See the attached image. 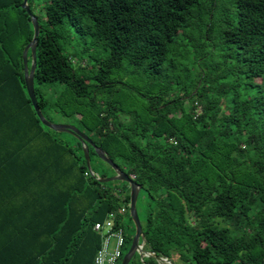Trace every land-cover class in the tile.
Here are the masks:
<instances>
[{"label":"trees","instance_id":"16d2710c","mask_svg":"<svg viewBox=\"0 0 264 264\" xmlns=\"http://www.w3.org/2000/svg\"><path fill=\"white\" fill-rule=\"evenodd\" d=\"M37 1L28 5L41 26L39 106L50 122L46 110L75 120L143 187L144 250L185 264H264V0H234L224 34L234 66L214 82L198 72L190 86L172 75L170 86L164 65L171 56L174 69L177 36L204 2L210 41L219 0H46L40 9ZM23 2L0 0V264H94L95 224L128 206L130 188L101 183L115 172L95 149L90 171L84 144L37 117L23 60L34 26ZM68 29L91 36L90 48L69 53ZM94 47L107 58L91 56ZM127 73L149 86L129 88ZM129 214L117 217L123 257L136 233ZM130 264L158 263L136 255Z\"/></svg>","mask_w":264,"mask_h":264},{"label":"rangeland","instance_id":"374dc122","mask_svg":"<svg viewBox=\"0 0 264 264\" xmlns=\"http://www.w3.org/2000/svg\"><path fill=\"white\" fill-rule=\"evenodd\" d=\"M36 4L38 9H40L41 7L43 8L46 4V0H38ZM203 4L204 6L196 8L197 13L194 15V25L191 26V28H189L188 30H185L184 33H181L180 36H177L176 41L178 43V46L176 48V51L178 53V59L175 60L176 62L174 69H171V56L164 65L165 73L170 79V86L171 75L175 78L178 77L180 81H182L183 83H187L188 86H190L197 73L201 71L210 76L211 80L214 82V80L223 76L225 72L229 71L230 73L231 68L235 64L236 50L230 48V46L224 41L225 31L227 30L228 26L234 24L236 20L237 12L234 0H219L217 9L214 12L212 20L213 28L210 35V41L208 42L205 40L203 36L204 33L202 32L204 22L199 18L200 16L198 15V10L205 9L207 7V3L204 2ZM79 37L80 36L75 35L73 31L69 29L66 30L63 41L69 45V53H80L83 49L90 48L92 44V39L90 38L91 36H87L84 38ZM90 55L101 60L107 58V53L99 50V47H94L90 51ZM196 60H202L203 65H195ZM74 62L75 65L79 64L77 60H74ZM189 77L190 80H188ZM124 82L125 84H127V86H129V88L137 92L138 90H143L144 88L149 86L147 81H143L140 74L131 75L127 73L125 75ZM214 85H217V83ZM116 89L117 87H115V90ZM50 94H52V92H50ZM45 113L53 124L76 126V122L72 118H66L60 115H56L51 110H46ZM122 185L126 186V184ZM145 197L146 193L144 190H142L138 199L137 209L140 220H142L143 222L145 221L147 215ZM127 208L130 212V202ZM124 227L125 231L128 234H132L133 225L128 216L124 219ZM171 260L174 264H185L181 262V260L177 256H175Z\"/></svg>","mask_w":264,"mask_h":264},{"label":"water","instance_id":"95a60500","mask_svg":"<svg viewBox=\"0 0 264 264\" xmlns=\"http://www.w3.org/2000/svg\"><path fill=\"white\" fill-rule=\"evenodd\" d=\"M22 8L27 11L29 14L32 24L34 26V39L33 41L25 48L23 53V60H24V72H25V83H26V89L28 92V96L30 98V101L33 105V108L37 114V117L41 121V123L49 128L50 130H53L57 133H66L69 135L74 136L79 141H81L84 144V152L85 157L87 160V166L88 169L91 171V163H90V156H89V148L90 145L93 147L96 151V154L98 157L108 164L115 172V175L109 178L99 179L101 183H110V182H124L129 185L130 188V215L132 218V221L135 225L136 233L132 240L131 247L129 251L126 253V255L122 259L121 264H130L133 258L138 255L140 259L143 261L145 258L153 257L156 259L158 263H167V264H174L170 259L163 258L161 256H157L155 253L149 252L144 250L145 247V239L143 234V226L142 222L139 217L138 209H137V203L138 198L141 190L143 187L139 185L135 180L134 177H131L121 171V169L110 159L107 157L105 152L98 148L91 139L85 135L81 130H79L75 126H68V125H58L53 124L50 121L46 119L44 116L40 106L39 102L36 96L35 92V84H34V75L36 70V50H37V44H38V38L41 31V26L39 25L38 19L35 17V15L31 12L30 7L28 5V0H24ZM31 51L32 53V65L29 67L28 64V53Z\"/></svg>","mask_w":264,"mask_h":264},{"label":"built area","instance_id":"2783aa9c","mask_svg":"<svg viewBox=\"0 0 264 264\" xmlns=\"http://www.w3.org/2000/svg\"><path fill=\"white\" fill-rule=\"evenodd\" d=\"M126 212L127 207L123 206L118 213H111L105 221L95 224L94 231L101 236L102 245L96 253L94 264L121 263L126 239L123 227L117 224V217Z\"/></svg>","mask_w":264,"mask_h":264},{"label":"flooded vegetation","instance_id":"af4514ba","mask_svg":"<svg viewBox=\"0 0 264 264\" xmlns=\"http://www.w3.org/2000/svg\"><path fill=\"white\" fill-rule=\"evenodd\" d=\"M172 261V260H171Z\"/></svg>","mask_w":264,"mask_h":264}]
</instances>
